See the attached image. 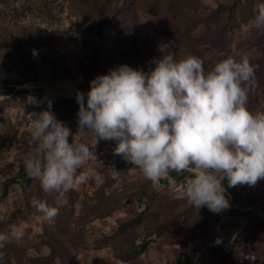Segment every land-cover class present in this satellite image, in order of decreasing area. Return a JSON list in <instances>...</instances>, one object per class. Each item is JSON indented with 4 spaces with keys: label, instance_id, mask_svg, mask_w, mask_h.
I'll use <instances>...</instances> for the list:
<instances>
[{
    "label": "rangeland",
    "instance_id": "rangeland-1",
    "mask_svg": "<svg viewBox=\"0 0 264 264\" xmlns=\"http://www.w3.org/2000/svg\"><path fill=\"white\" fill-rule=\"evenodd\" d=\"M98 2L105 12L99 51L103 68L95 70L85 0H0V88H14L0 101H5L0 114V191L8 180L17 179L0 201V232L13 225L23 232L22 239L10 240L2 250V264H177L190 252L192 264H233L235 253L240 264H264V228L254 233L257 224H264V180L254 187L239 186L244 200L235 209L244 216L230 219L225 210L213 214L206 206L196 209L185 198L187 173L168 175L167 184H153L114 155L116 142L95 144L90 131L77 135L74 104L79 91L87 106L89 73L98 77L125 64L148 71L165 51L177 59L198 56L210 70L235 51L247 53L256 66L249 110L264 109V31L251 23L264 0ZM29 96L40 106L27 103ZM48 102L56 120L71 130L69 142L77 135L75 140L90 147L92 157L85 167L104 176L102 186L89 182L61 197L45 193L28 174L20 176L26 154L35 150L28 142L33 127L29 115L49 110ZM34 199L58 207V215L45 220ZM140 211L147 213L146 221L119 234L118 225ZM162 221L165 232L154 234L153 225ZM144 239L149 244L140 251Z\"/></svg>",
    "mask_w": 264,
    "mask_h": 264
},
{
    "label": "clouds",
    "instance_id": "clouds-1",
    "mask_svg": "<svg viewBox=\"0 0 264 264\" xmlns=\"http://www.w3.org/2000/svg\"><path fill=\"white\" fill-rule=\"evenodd\" d=\"M264 31V3L251 21ZM169 46H164L167 49ZM35 54V53H34ZM148 71L120 65L90 82L87 106L77 92L78 133L90 131L98 140L114 141L116 155L153 184L175 172L187 173L185 198L196 209L213 214L230 208L229 188L256 186L264 180V109L249 110V95L256 87V66L247 53L233 52L206 70L202 58L177 59L172 51L153 59ZM8 97L0 96V101ZM27 103L40 101L29 96ZM48 109L29 115V144L24 165L39 180L45 193L65 192L105 178L86 168L92 157L88 145L75 140L71 130ZM45 220L52 221L59 208L33 200ZM17 225L0 232V264L10 240H20ZM219 242V241H217Z\"/></svg>",
    "mask_w": 264,
    "mask_h": 264
},
{
    "label": "trees",
    "instance_id": "trees-1",
    "mask_svg": "<svg viewBox=\"0 0 264 264\" xmlns=\"http://www.w3.org/2000/svg\"><path fill=\"white\" fill-rule=\"evenodd\" d=\"M84 4L87 8H89V11H90L89 15L91 16V17H88V20L90 23L89 29H90L91 34L93 35L91 43H90V49H91V55H92L91 61H92L93 66L95 67V70H100L103 68L102 64L100 63L99 51H100V47L102 46V43H103V29L101 27V20L103 18H105L104 17L105 16L104 5L99 4L98 0H85ZM89 76L92 78L91 80H94V78H96V75H92L90 73H89ZM89 89H90V87H89ZM89 89H88V91H89ZM36 90H38V89H27V91H29V92H35ZM13 91H14V88L11 86L10 87H1L0 88V95L1 96H7V95H10ZM83 91H84V88H83ZM20 93H22V92L20 91ZM44 94L47 95L48 97H50L48 94H46V93H44ZM64 101H66V100L63 98L59 99V102H64ZM74 104H75V107L79 109V105L77 104L76 100H75ZM4 106H5V101L0 103V114L3 113V110H4L3 107ZM1 121L4 122L3 120H1ZM0 126H2V125L0 124ZM114 155H116V154H114ZM176 175H178V174L175 172H172L169 174V176H176ZM20 176H27V173L25 170V165H23L20 169ZM16 180L17 179H10L5 183L4 188L0 191V201L6 196L8 186L13 184V182H16ZM169 180L170 179L168 178V176L161 179L163 184H167L169 182ZM224 186H225L227 194H228L230 205L232 206L229 209L225 210L227 215L229 216V218L231 219V218H234L236 216L241 217V216L246 215L245 213L240 212V211L235 209V208H237V206H240V207L242 206L241 201L244 200L243 194L241 193L242 189L239 190V186L234 187V188H229L227 186V181L224 182ZM149 200L150 199H148V201ZM148 208H149V204H148ZM146 217H148V215H147V213H145V211L138 212L134 216V218L128 219L126 221H122L118 225L117 232L120 234L130 227L140 225L142 222L146 221ZM165 226H166V223H163V221L161 222L160 225H156V226L153 225L154 234L160 235L161 233L165 232V230H164ZM226 226L228 228H232L233 222H230V221L226 222ZM261 226L264 228L263 223L260 222L259 224H257L255 227L254 233H256L258 229L261 230V228H262ZM148 244H149L148 240L144 239L142 242V245L140 246V249H141L140 251L145 250V248L148 246ZM188 252H190V251H188ZM192 257L193 256L190 252V256L188 259L187 258L185 259V256L180 257L178 259L177 264H192ZM239 257L240 256L238 255V253H235L233 259H235L236 261L233 260V264H240L242 262V261H240L241 259ZM182 260H184V261L181 263ZM247 262H246V264H248Z\"/></svg>",
    "mask_w": 264,
    "mask_h": 264
}]
</instances>
